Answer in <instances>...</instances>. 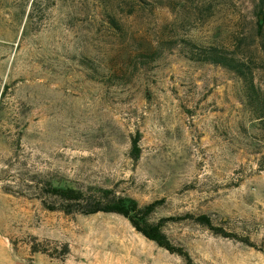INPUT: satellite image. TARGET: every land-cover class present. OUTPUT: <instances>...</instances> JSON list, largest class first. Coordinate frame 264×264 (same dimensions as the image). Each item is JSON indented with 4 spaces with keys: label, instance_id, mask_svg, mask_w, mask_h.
<instances>
[{
    "label": "rangeland",
    "instance_id": "374dc122",
    "mask_svg": "<svg viewBox=\"0 0 264 264\" xmlns=\"http://www.w3.org/2000/svg\"><path fill=\"white\" fill-rule=\"evenodd\" d=\"M259 17L256 0H0V264H188L121 215L67 214L49 183L161 202L150 221L192 264H264L246 242L264 247V132L242 79L192 58L222 48L264 93Z\"/></svg>",
    "mask_w": 264,
    "mask_h": 264
},
{
    "label": "trees",
    "instance_id": "16d2710c",
    "mask_svg": "<svg viewBox=\"0 0 264 264\" xmlns=\"http://www.w3.org/2000/svg\"><path fill=\"white\" fill-rule=\"evenodd\" d=\"M256 6L261 15H264V0H256ZM258 29L264 31V17L258 19ZM264 50V41L262 43ZM193 60L214 65H220L234 73H236L243 81L247 105L251 110L253 117L257 120L259 129L264 132V93L256 85L253 69L237 56H231L226 50L211 46L199 47L198 53H192ZM141 134L137 133L133 139L131 157L137 162L142 155V147L140 145ZM264 169V166H260ZM46 193L50 198H54L60 202V208L67 214L79 212L83 215H93L97 213H112L121 215L131 222L134 228L147 239L155 242L160 247L166 249L170 253L182 256L188 264H192V259L187 251L181 247H177L171 243L164 234L160 225L151 223L150 218L156 212L157 208L162 204L155 202L147 206H141L136 200L118 195L112 189L89 187L87 189L74 187H59L49 183L46 185ZM46 203V202H45ZM53 209L56 207H52ZM183 219H193L197 223L209 228L216 234L226 235L222 229L215 226L213 220L208 215L193 217L187 215ZM181 218L172 220H183ZM247 244L264 252V247H259L252 243L249 239Z\"/></svg>",
    "mask_w": 264,
    "mask_h": 264
}]
</instances>
